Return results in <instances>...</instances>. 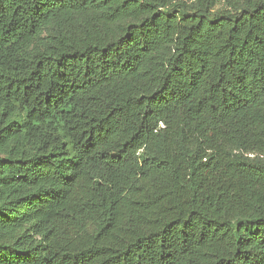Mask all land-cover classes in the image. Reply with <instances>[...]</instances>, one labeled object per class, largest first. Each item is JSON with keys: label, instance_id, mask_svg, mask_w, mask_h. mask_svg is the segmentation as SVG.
I'll return each instance as SVG.
<instances>
[{"label": "trees", "instance_id": "16d2710c", "mask_svg": "<svg viewBox=\"0 0 264 264\" xmlns=\"http://www.w3.org/2000/svg\"><path fill=\"white\" fill-rule=\"evenodd\" d=\"M0 0V264H264V0Z\"/></svg>", "mask_w": 264, "mask_h": 264}, {"label": "rangeland", "instance_id": "374dc122", "mask_svg": "<svg viewBox=\"0 0 264 264\" xmlns=\"http://www.w3.org/2000/svg\"><path fill=\"white\" fill-rule=\"evenodd\" d=\"M227 0H220L217 8H227V4H226Z\"/></svg>", "mask_w": 264, "mask_h": 264}]
</instances>
